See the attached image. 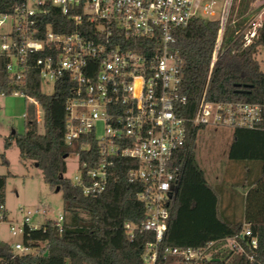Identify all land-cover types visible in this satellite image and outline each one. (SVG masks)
Wrapping results in <instances>:
<instances>
[{
	"label": "built area",
	"instance_id": "2783aa9c",
	"mask_svg": "<svg viewBox=\"0 0 264 264\" xmlns=\"http://www.w3.org/2000/svg\"><path fill=\"white\" fill-rule=\"evenodd\" d=\"M55 11L66 21L55 19ZM8 18L9 32H0V58L9 59L6 72L20 79L31 64L41 82L53 86L66 83L71 96L65 104V142L70 145L90 137L96 143L100 161L91 159L93 166L78 161L72 184L84 196H97L107 187L112 158L136 162L127 177L129 182L143 185L137 198L147 217L138 224L125 222L123 230L129 239L136 232L153 234L154 240L145 245L143 263L199 264L207 257L205 249L159 248L169 216L168 201L176 184L173 154L184 145L189 127L264 129V97L260 102L212 101L203 93L189 116L184 109L187 98L179 90L180 59L173 47V33L196 18L218 22L208 84L215 63L225 51L227 32L243 47L257 40L264 0H21L13 14L0 15V29ZM256 58L264 76V47ZM11 95L33 105L35 121L41 125L38 103L24 93H0V97ZM18 212L19 221L9 223L3 209L0 212V222L7 223L12 237L21 238L26 229L45 225L31 222L34 215H45L44 209L20 207ZM62 220L60 215L51 223L58 232ZM250 235L245 226L228 239V244L242 252L238 238ZM250 246L256 247V239ZM11 247L16 253L31 251L21 242Z\"/></svg>",
	"mask_w": 264,
	"mask_h": 264
},
{
	"label": "trees",
	"instance_id": "16d2710c",
	"mask_svg": "<svg viewBox=\"0 0 264 264\" xmlns=\"http://www.w3.org/2000/svg\"><path fill=\"white\" fill-rule=\"evenodd\" d=\"M20 2L0 0V15L13 14ZM54 18L66 21L56 11ZM217 28L216 20L196 18L173 33V47L180 59L179 90L187 98L184 109L189 116L203 93L212 101L260 102L264 97V76L256 58L264 47V19L257 40L249 46L243 47L241 41H232L226 34L225 51L207 84ZM114 34L122 36L120 31ZM8 61L0 58V93L20 92L34 99L40 106L42 123L35 121V107L25 104L24 132L4 138V150L14 144L20 163L36 165L44 182L51 189L59 188L63 220L60 232L51 226L53 220L45 221L37 230L26 229L20 242L31 249L28 253H16L11 245L0 241V264H144L145 245L154 240L153 234L136 232L129 239L123 230L125 222L138 224L147 217L137 198L143 185L129 182L127 177L136 162L112 158L114 165L108 169L105 191L84 196L79 187L62 177L66 159L75 154L80 163L93 166L91 161L99 162L100 158L90 137L70 145L65 142V104L71 96L70 87L60 83L52 94H44L34 66L29 64L24 76L16 79L6 72ZM202 130L189 127L184 145L173 154L176 184L168 201L169 216L159 248L205 249L207 257L199 264H264V129L231 131L226 173L233 185L245 186L243 195H236L223 180L219 185L208 182L196 153ZM87 144L89 148H83ZM0 162L5 167L8 164L4 151L0 152ZM250 173L255 174L252 180ZM5 180L6 176L0 175V212ZM245 226L251 235L238 238L241 252L231 248L228 239L240 234ZM252 239H256V247L250 246Z\"/></svg>",
	"mask_w": 264,
	"mask_h": 264
},
{
	"label": "rangeland",
	"instance_id": "374dc122",
	"mask_svg": "<svg viewBox=\"0 0 264 264\" xmlns=\"http://www.w3.org/2000/svg\"><path fill=\"white\" fill-rule=\"evenodd\" d=\"M215 11L219 13L221 2L217 4ZM244 5L242 3L241 8ZM241 9L238 10V14ZM11 19H6V23L1 27L0 32L7 33L10 30ZM238 25V24H237ZM228 35V32H227ZM226 35V36H227ZM54 86L52 83L42 82L41 92L47 95L52 94ZM26 101L21 96L0 97V152L4 151L7 166L0 162V175L6 176L3 210L6 214V222L19 221L20 213L18 209H44L45 215H34L32 224H42L47 220L56 221L62 215V193L55 191L44 182L41 171L27 163L23 165L19 161L18 149L13 144L4 150V138L11 134L21 135L24 132L23 118ZM37 114L41 116V109L37 107ZM97 135H101L100 132ZM231 141L230 130H215L206 128L199 132L196 142L197 160L200 167L204 170L208 182L212 185L218 184L223 180L224 184L232 188L236 195H243L246 188L241 185H233L231 176L226 173L230 162L227 158V151ZM78 174V159L75 154H71L66 159V172L63 178L72 181ZM247 174V172L245 173ZM226 176V179L222 177ZM255 176L250 173V180ZM5 222H0V241L13 245L20 242V238L12 237L8 233V226Z\"/></svg>",
	"mask_w": 264,
	"mask_h": 264
},
{
	"label": "water",
	"instance_id": "95a60500",
	"mask_svg": "<svg viewBox=\"0 0 264 264\" xmlns=\"http://www.w3.org/2000/svg\"><path fill=\"white\" fill-rule=\"evenodd\" d=\"M35 167H36V165H35ZM55 191H59V188H58V187H56V188H55Z\"/></svg>",
	"mask_w": 264,
	"mask_h": 264
}]
</instances>
